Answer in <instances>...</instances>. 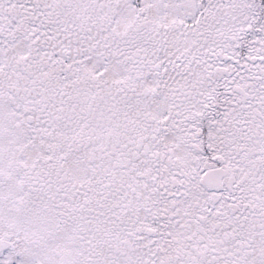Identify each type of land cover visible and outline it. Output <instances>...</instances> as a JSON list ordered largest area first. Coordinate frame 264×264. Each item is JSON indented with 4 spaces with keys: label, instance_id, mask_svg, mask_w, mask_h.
<instances>
[{
    "label": "snow or ice",
    "instance_id": "snow-or-ice-1",
    "mask_svg": "<svg viewBox=\"0 0 264 264\" xmlns=\"http://www.w3.org/2000/svg\"><path fill=\"white\" fill-rule=\"evenodd\" d=\"M0 264H264V0H0Z\"/></svg>",
    "mask_w": 264,
    "mask_h": 264
}]
</instances>
